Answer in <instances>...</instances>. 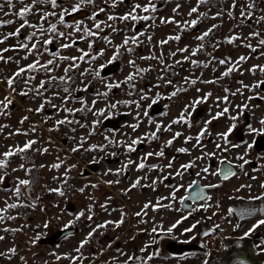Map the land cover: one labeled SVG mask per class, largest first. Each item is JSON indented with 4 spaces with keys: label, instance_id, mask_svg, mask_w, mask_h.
Segmentation results:
<instances>
[{
    "label": "rangeland",
    "instance_id": "obj_1",
    "mask_svg": "<svg viewBox=\"0 0 264 264\" xmlns=\"http://www.w3.org/2000/svg\"><path fill=\"white\" fill-rule=\"evenodd\" d=\"M235 2V8H232L233 0H211L200 5L198 13L203 12L206 17L200 18L194 28L187 27L184 22L197 18L198 13L188 15L190 9L197 6V0H154L157 11L144 13L137 10V15L149 16L148 20L137 21H121L119 17L128 13L134 4L144 5L147 0H123L122 3L120 0H93V3L58 0L60 7L56 8L50 2L40 0L35 4L33 0H13L12 9L5 3L0 9V21L11 20L13 23L0 24V40L20 27L23 20L18 13L26 6L32 5V10L24 19L35 27L25 26L18 36H9L0 44V56L4 57L0 60V101L5 97L12 100L7 109L0 107V154L9 150L16 152L28 140L37 143L27 151L9 157L7 166L0 169V176L4 177L0 181V215L5 217L0 221V236L4 237L0 240V264H83L84 257H92L89 264H189L200 259L205 263L211 249L223 251L230 246V239H234L232 243L250 241L256 250L264 253V225L248 236L244 235L258 220L264 219V188H261L264 184V150L254 148L255 140L264 136V124L261 123L264 120V85L255 87L264 81V73L249 71L254 65L264 66V55L261 54L264 46L258 44L264 39V21L258 22L264 16V0ZM73 4H80L88 15L67 22L65 17L73 14L70 12ZM177 4L180 8L174 13ZM249 4H255L251 9L252 16L241 17V10L247 12ZM64 8L69 9L70 14L65 15L64 23H60V12ZM101 8L104 11H99ZM230 10L232 17L227 15ZM218 11L222 15L212 19ZM45 12L55 15L41 19ZM93 12L97 13L95 19L91 18ZM109 15L117 19L109 21ZM161 18H171L176 23H161ZM97 22L100 23L99 30L95 26ZM53 24L56 33L47 31ZM213 24L218 27L203 42L195 39ZM86 29L94 35H88ZM34 32L35 37L29 40ZM253 32H259L260 36L250 37ZM177 35L180 36L178 41L173 39L160 44L161 40ZM132 36L137 37L136 43L131 42ZM232 36L240 39L228 43L227 38ZM126 38L129 44L122 46ZM45 39H51L52 43L44 45ZM32 43L38 44L32 54L19 47ZM201 43L203 50L192 56L191 50ZM248 44L257 51L252 52L245 46ZM186 47L189 51H178ZM102 50L103 55H99ZM173 52H176L175 56L171 55ZM114 55L116 59L112 60ZM81 56H84L83 60L61 59ZM240 56L248 59L235 65ZM221 59L230 62L221 65L218 63ZM37 60L40 65L52 60L53 65L48 66L51 71L39 65L36 70H27V65ZM192 60L199 63L194 65ZM129 61H134V65ZM176 61L181 62L177 64ZM70 66L71 70L65 73L64 69ZM233 66L236 70L222 77L227 67ZM20 68L25 71L14 77ZM129 75L133 76L131 81L127 80ZM61 76L72 79L65 84L59 79ZM11 77H14V83L10 88L7 80ZM192 80L196 83L192 84ZM41 81L46 82L45 87L37 94ZM110 84L113 87L109 88ZM65 87L69 88L67 93ZM177 89L182 91L177 92ZM173 92L177 94L173 96ZM208 93L211 95L207 100L194 103ZM225 96L227 101L222 99ZM249 97L254 98L250 100ZM153 104L160 105V111L152 113ZM244 104L248 107H240ZM41 105L43 109L36 111ZM225 107L229 111L213 120L212 117ZM182 112L185 113L184 120H180ZM117 117H120L117 130L102 125L104 119ZM57 120L73 123L57 125ZM174 120L179 122L172 123ZM209 120L211 123L205 126V121ZM131 125H137L135 130ZM205 127L206 133L197 144L195 137ZM230 127L232 132L226 143L221 134ZM166 128L170 130L165 131ZM153 132L155 139L150 138ZM177 132L181 135L173 140ZM189 137L191 139H187ZM138 138L141 142L133 145L136 150L128 152L126 145ZM168 140L173 142L165 146ZM217 144L221 147L217 148ZM93 145L98 147L93 149ZM73 148L77 151H72ZM179 148L188 151L182 153L177 151ZM161 150L163 156H149L143 160L146 167L137 169L136 165L147 153ZM3 158L0 155V159ZM128 160L133 163L124 168ZM222 160L232 163L241 172L218 189L208 191L206 199L194 204L193 210L184 213L177 210L176 201L193 176L205 184L217 182L216 168ZM169 161L171 168L167 167ZM55 163L61 166L52 168ZM184 164L193 166L185 170L181 168ZM242 164L243 168L240 167ZM151 165L157 167L151 169ZM205 168L208 171H203ZM118 169L123 170L117 174ZM25 170H28L27 174ZM177 171L183 175L176 176ZM19 179H27L30 183L19 186L17 197L14 190ZM138 179L139 185L133 188L132 184ZM153 180L157 183L152 184ZM81 188H84L83 192L79 191ZM51 189L63 191L65 195L60 196ZM257 196L262 198L253 199ZM163 197L171 199L170 205L162 204ZM69 201L75 205L73 212L66 209ZM8 204H17V207L7 208ZM145 204L149 207L145 208ZM81 212L83 216L79 215ZM89 215L92 220L88 219ZM142 215H146L145 218L139 217ZM179 215L183 217L179 219ZM121 219L123 222L117 226L115 222ZM178 219L181 222L170 233L176 240L197 239L207 253L173 257L161 254L158 248L154 255L150 253L152 240L158 233H169L167 229ZM105 221L113 223L98 229L79 252L75 251L88 232ZM193 224L196 227L186 232L185 229ZM68 225H77L78 232L56 245H36L40 237ZM230 226L232 230L228 231Z\"/></svg>",
    "mask_w": 264,
    "mask_h": 264
},
{
    "label": "snow or ice",
    "instance_id": "obj_2",
    "mask_svg": "<svg viewBox=\"0 0 264 264\" xmlns=\"http://www.w3.org/2000/svg\"><path fill=\"white\" fill-rule=\"evenodd\" d=\"M36 2H37V0H33V3H34V4H35ZM40 2H50L51 5L53 6V8L60 7V5L58 4V0H40ZM120 2L122 3L123 0H120ZM210 2H211V0H197V6H196V7H192V8L190 9V11L188 12V15H189V16H192L194 13H198V8H199L200 5H202V4H207V3H210ZM5 3L7 4V6H8L9 9H12V8L14 7V5H13V0H4V3H0V9H3V8H4ZM81 3H93V0H81ZM112 6L115 7V4H113ZM235 7H237V5H236L235 0H233L232 8H235ZM179 8H180V4H177V5H176V8L173 9V12L176 13L177 10H178ZM253 8H255V4H249V5H247V9H249V10H248L247 12H245V10H241V12H240L241 17H249V18H250V17L252 16V11H251V9H253ZM31 10H32V5H29V6H26V7L22 8V9H20L18 15H19L20 19L23 20V23H22V24L20 25V27L17 28L14 32H10V33H8L7 36L4 37V40L8 39L9 36H18V35L20 34V32H21V29L24 28L25 26L35 27L34 25H29V22H28L26 19H24V17H25V16H26ZM80 10H81V8H80V4H73V5H71V9H70V12H71V13H76V12H78V11H80ZM137 10H140V11H142V12H144V13L156 12V11H157V7H156V4L154 3V0H147V3L144 4V5H141V4L137 3V4H134V5L132 6V9H131L128 13H126V14L120 16L119 19H120L121 21H128V20L137 21V20H148V19H149V16H148V15H143V16H141V15H137V14H136V13H137ZM99 11L102 12V11H104V9L101 8V9H99ZM66 14H70V13H69V9L64 8V9L60 12V16H59L60 23H64V17H65ZM5 15H7V13H5ZM48 15H55V13H54V12H53V13H47V12H45V13L41 16V19H45ZM96 15H97V13H96V12H93L91 18H92V19H95ZM221 15H222V13L218 11V12L216 13V15L212 17V19H216V18L220 17ZM227 15H228L229 17H232V16H233V12L230 10V11H228ZM205 17H206V14H205V13H203V12H199L198 15H197V18H196V19H192V20H190V21H185L184 24L187 25V27H189V28H194V27H196L197 24L199 23L200 18H205ZM115 19H117V17L112 16V15H109V16H108V20H109V21H112V20H115ZM260 21H264V16H262V17L259 18L258 22H260ZM11 23H13V21H11V20L0 21V24H11ZM161 23H176V21L173 20V19H171V18H161ZM95 26H96V28H97L98 30L100 29V23H99V22H97V24H96ZM217 27H218V25L213 24L209 29H207V30H206L205 32H203L201 35L196 36L195 39L198 40V41L203 42V41L205 40V38L208 37V36L212 33V31H213L214 29H216ZM115 30H116V29H113V31H115ZM47 31H48V32H52V33H56V25H55V24L51 25V26L48 28ZM85 31L88 32V35H94V33L88 31L87 29H86ZM35 35H36V33L34 32V33L32 34V36L28 37V39H29V40L33 39V38L35 37ZM59 35L63 36L64 34H63V33H59ZM140 35H143V33H140ZM257 36H260V33H259V32H253V33H250V37H257ZM104 39H105L108 43H111V41L108 40L107 37H104ZM149 39H151V37H149ZM173 39L178 41V40L180 39V36L177 35V36H174V37H169L167 40H161V41H160V44H161V45L166 44V43H168V40H173ZM238 39H240V37H238V36H232V37L227 38V42H228V43H232L233 41L238 40ZM4 40H0V44H2V43L4 42ZM131 42H132V43H136V42H137V37H136V36H132V37H131ZM51 43H52V40H51V39H45V40H43V44H44V45H48V44H51ZM128 44H129V39L126 38V39L124 40L122 46H126V45H128ZM258 44L264 46V39H260V40L258 41ZM69 46H70V45H62V47H69ZM216 46H218V45H216ZM245 46H246V47H249V48L251 49L252 52H256V51H257V49H256L255 47H253L252 45H250V44L245 45ZM19 47L22 48V49H25L29 54H32L35 50L38 49V44H37V43H32L31 46H29L28 44H20ZM91 47H92V45L89 44V48H91ZM203 48H204V44H203V43L199 44L197 48L191 50V55H192V56H196V55L198 54V52H200V51L203 50ZM3 51L6 52V51H8V49H3ZM117 51H118V50H117ZM128 51L131 52L132 49L129 48ZM178 51H179V52H187V51H189V49L186 47V48H184V49H178ZM261 54L264 55V53H261ZM53 55H55V54H53ZM84 55H87V53H85ZM99 55H103V50L101 51V53H99ZM171 55H172V56H175V55H176V52L171 53ZM92 58L95 59L96 57L93 56ZM149 58H155V57H141V59H149ZM3 59H4V57H3V56H0V60H3ZM9 59H10V58H9ZM61 59H65V60H67V59H72L73 61H75L76 59H81V60H83V59H84V56H81V57H79V58H76V57H72V58H69V57H61ZM115 59H116V56L114 55V56L112 57V60H115ZM185 59H187V57H185ZM214 59H215V58H214ZM247 59H248V57L240 56V57L238 58V60L235 62V65H239L241 62H244V61H246ZM109 62H111V61H109ZM180 62H181V61H176L177 64H179ZM229 62H230L229 59H221V60L218 61V63L221 64V65H226V64H228ZM129 63L134 65L135 62H134V61H129ZM191 63L194 64V65H197L199 62L196 61V60H192ZM38 65H39V67H42V68L47 69L48 71H51V69L48 68V66H49V65H53V61H52V60H48V61L46 62V64L40 65L39 60H37L36 62L27 65V70H36ZM203 66H204V67H208V64H204ZM70 70H71V66H70L69 68H65V69H64L65 73H68ZM235 70H236V67H234V66H233V67H227L226 71H224V72L222 73V77H227L230 73H232V72L235 71ZM257 70H259L260 72L264 73V66H256V65H254L253 68L249 69V71H251V72H253V73H255ZM24 71H25L24 68H20V69L14 74V77L19 76V75H20L22 72H24ZM97 75H99V73H97ZM14 77L8 78V80H7V83H8V85H9L10 88H11V86H12L13 83H14ZM52 79L55 80V79H57V77H52ZM59 79H60L61 81H63L65 84H67L68 81L72 79V77L69 76V77H67V79H66L65 76H61V77H59ZM132 79H133V76H132V75H129V76L127 77V80H128V81H131ZM214 82H215V81H207L206 83H214ZM26 83H27V81H26ZM45 83H46L45 81H41V82H40V85H39V87H38V89H37V94H40V93H39V89L44 88V87H45ZM169 83H171V81H169ZM191 83H192V84H195V83H196V80H192ZM241 83H242V82H241ZM261 85H264V81H260V82H258V83L255 85V87H256V88H260ZM117 86H118V85H117ZM108 87L111 88V87H113V85L110 84V85H108ZM244 87H248V86L245 85ZM12 90L15 91V89H12ZM68 91H69V88H68V87H65V88H64V92L67 93ZM178 91H182V89H177V92H178ZM197 91H199V89H197ZM225 91H228V89H225ZM177 92H173L172 95L175 96V95L177 94ZM237 92H240V89H237ZM20 94H21V95H27V93H20ZM235 94H236V93H233V95H235ZM105 95H107V93H105ZM210 95H211V93H208V94H206L204 97H202L201 100L195 101L194 103H200V102H202V101H204V100H207L208 96H210ZM142 98H143V97H142ZM253 98H254V97H249L250 100L253 99ZM218 99H219V98H218ZM222 99L225 100V101H227L228 97L225 96V97H223ZM11 103H12V100H11L10 98H8V97H5V98H4V101H0V107H2L3 109H7ZM153 103H155V100L153 101ZM53 107H56V105H53ZM112 107H115V105H112ZM240 107H242V108H247L248 105H247V104H244V105H242V106H240ZM42 109H43V105H41L40 108L36 109V111H41ZM186 109H187V106H186ZM69 111H70V110H69ZM228 111H229V109H228L227 107H225L222 111L217 112V113L212 117V119L215 120V119H217V118L223 116V115H224L225 113H227ZM26 119H27V117H24V120H26ZM184 119H185V113L182 112V113H181V116H180V120H184ZM232 119L234 120V119H236V117H232ZM178 122H179V121L174 120L172 123H178ZM21 123H23V120H21ZM56 123H57V125H60V124H64V123H73V121L57 120ZM209 123H211V120H209V121H205V126H206L207 124H209ZM261 123L264 124V120H261ZM3 127H6V126H3ZM131 127L133 128V130H135V128L137 127V125H131ZM249 127L251 128V126H249ZM33 130H34V129H33ZM51 130H52V129H50V131H51ZM157 130H158V131L160 130V126H159V125H157ZM164 130H165V131H168V130H170V128H166V129H164ZM206 130H207V129H206V127H205V129H202V131L200 132V134L197 135V136L195 137V139H196V143H197V144L200 143V139H201V137L206 133ZM251 130H252V131H256L255 129H251ZM19 131H20V130H17V133H19ZM231 132H232V127H230V128L228 129L227 132L221 134V135L223 136V138L225 139V142H226V143H227V137H228L229 133H231ZM25 134H26V133H25ZM180 135H181V133L177 132V133L173 136V140H174L177 136H180ZM150 138L155 139V138H156V133H155V132L151 133V137H150ZM187 139H191V137H189V138H187ZM173 140H168V141L166 142V145H165V146H170V145L172 144ZM140 142H141V140H140L139 138H138V139H134V140H132V141L130 142V144H127V145H126V150H127L128 152H133V151H135L136 149L133 147V145H136V144H138V143H140ZM185 142H187V140H186ZM35 143H37V141H35V140H28V141H27L22 147L17 148V149H16V152H13L12 150H9V151H7V152H4V153L0 154V155H2V156L4 157L3 159H0V169H4V168L7 166V162H8V158H9V157L15 155L16 153H22V152H25V151L29 150V149H30ZM96 147H98V146H96V145H93V146H92L93 149L96 148ZM216 147H217V148H220L221 146H220L219 144H217ZM233 147H238V145H233ZM249 147H251V145H249ZM101 150H103V148H101ZM43 151L46 152L47 149H44ZM72 151H74V152L77 151V148H73ZM177 151L183 153V152H187L188 150H187L186 148H179ZM113 155H115V153H113ZM152 155L163 156V155H164V152H163V150H161V151L156 152V153H152V152L147 153V154L142 158L141 163H139V164L136 165L137 169H138V170H140V169H144V168L146 167V165H145V163L143 162V160H146L147 157L152 156ZM208 155H211V154H208ZM239 159H243V157H239ZM94 162H95V161H94ZM132 163H133V161L128 160L127 164L124 165V168H127V166H128L129 164H132ZM244 163H247V161L245 160ZM60 166H61L60 163H55V164H52V165H51L52 168H59ZM192 166H193L192 164H184V165H181V168L187 170L188 168H190V167H192ZM42 167H43V165H42ZM156 167H157V165H151V169H155ZM167 167H168V168H171V167H172V162H171V161H169ZM240 167L243 168V164L240 165ZM20 168L23 169V168H24V165L21 164V165H20ZM122 170H123V169H118V170H117V174H119V172L122 171ZM13 171H16V169H13ZM25 171H26V174H27V171H28V170H25ZM203 171L206 172V171H208V169L205 168V169H203ZM175 174H176V176H182V175H183V173L180 172V171H177ZM234 174H235V173H232L231 171H225V172L223 173V178H224V179H228L230 175H234ZM145 179H147V177H145ZM165 179H167V177H165ZM3 180H4V177H3V176H0V181H3ZM29 183H30V181L27 180V179H19V180H18V186H17V187L15 188V190H14V195H16V196L18 197V196H19V193H20V187H19V186H21V185H28ZM108 183L111 184L112 181H108ZM139 183H140V180L138 179L137 181H135V182L132 184V187H133V188L136 187L137 185H139ZM156 183H157V181H155V180L152 181V184H156ZM192 183L194 184V183H196V182L193 181ZM191 186H192V185H189V187H191ZM85 187H87V186H85ZM92 187L95 188L96 185H92ZM209 187H217V185H209ZM261 188H264V184H261ZM50 191L58 192V194H59L60 196H64V195H65V193H64L63 191H59L58 189H51ZM79 191H80V192H83V191H84V188L79 189ZM201 191H202V190H201ZM197 197H199V198H203V197H200V194H199V193H197ZM261 198H262V197L257 196V197H254L253 199H261ZM16 207H17V204H8V205H7V208H16ZM144 207H145V208H148L149 205H148V204H145ZM101 208H106V205H101ZM89 211H91V206H89ZM248 214L250 215L251 213H248ZM79 215H80V216H83L84 213L81 212ZM137 215H139V213H137ZM77 218H79V217H77ZM4 219H5V217H3L2 215H0V221H3ZM8 219H13V217H8ZM88 219H89V220H92V216L89 215V216H88ZM183 219H187V217H184ZM122 222H123V220L121 219V221H117V222H115V223H116L117 226H119V224L122 223ZM180 222H181V221H177L176 224H173L170 228L167 229V231L170 233V232L172 231V229L175 228V227L177 226V224H179ZM111 223H113V221H105L103 224H98V225H96L95 228H92V230H91L90 232H88V234H87V236L84 238V240H82V241L80 242V247H78L77 249H75V251L79 252V251H80V248H83V247L89 242V239L93 237V235L97 232L98 229L105 228L108 224H111ZM260 225H264V219L258 220L257 223L254 224V225L252 226V228L249 229L248 232H246L244 235H245V236H248L251 232H253V231H254L257 227H259ZM45 226H47V225H45ZM66 227H67V226H66ZM195 227H196V224H193V225L191 226V228L185 229V231H186V232H190V231H192V229H194ZM237 227H239V225H237ZM5 230L7 231L8 229H5ZM153 231H155V229H153ZM204 235H208V233H204ZM3 239H4V237L0 236V240H3ZM142 250H143V249H142ZM10 251L14 252L15 249H10ZM59 258H60V257L57 256V259H59ZM129 259H132V257H129ZM241 264H243L242 261H241Z\"/></svg>",
    "mask_w": 264,
    "mask_h": 264
},
{
    "label": "water",
    "instance_id": "obj_3",
    "mask_svg": "<svg viewBox=\"0 0 264 264\" xmlns=\"http://www.w3.org/2000/svg\"><path fill=\"white\" fill-rule=\"evenodd\" d=\"M74 16H77V15L70 16L69 20L72 19ZM158 111H160V107L158 105H154L152 108V113H157ZM119 120H120V117L116 119L107 118L103 120L102 125L105 127H111L113 129H118ZM254 148L256 151L264 150V136H260L255 140ZM225 171H231L232 173H236L238 171V168L232 163L226 160H223L219 164V172H220V176L222 179H224L223 173ZM83 174H85V172ZM194 193H199L200 197H203V198H199L197 197V195L196 196L193 195ZM205 197H206V186L200 185L199 181L197 180L196 183H194L191 187H189L187 194L185 198L183 199V201H185L186 199H190L191 201L195 202V201H200L204 199ZM183 208H186L184 204H183ZM66 209L69 212H73L75 210L74 203L69 201L66 204ZM78 230H79V227L77 225H73V226L68 225L67 227L65 226L63 228L56 229L53 233L40 237L36 245L37 246H42V245L52 246V245L59 244L62 241V239L76 234ZM182 248L183 249L181 253H185V252L198 249V247H195L194 245L191 246V243L183 244ZM244 248L247 249L248 252L246 254H243L242 256L239 255V258H238L239 260L247 264H264V254L258 253L255 250H253L252 246L249 243H246ZM201 249L204 250L202 247ZM90 262H91V257H84L82 259L83 264H89Z\"/></svg>",
    "mask_w": 264,
    "mask_h": 264
},
{
    "label": "flooded vegetation",
    "instance_id": "obj_4",
    "mask_svg": "<svg viewBox=\"0 0 264 264\" xmlns=\"http://www.w3.org/2000/svg\"><path fill=\"white\" fill-rule=\"evenodd\" d=\"M73 15H77V16H74L72 19L69 20V17L73 16ZM87 15H88V11L86 9H81L80 11H78L76 13L68 15L67 17H65V19H66L67 22H74L76 19H78L80 17H86ZM155 105H158V104H155ZM158 106L160 107V105H158ZM160 109H161V107H160ZM151 112H152V109H151ZM106 128L113 129L111 127H106ZM113 130H117V129H113ZM260 151H262V150H260ZM220 162L218 163L217 168H216L217 170H216L215 180L217 182H214V183H211V184H205V183H202L200 181V179L197 178V176H193L192 181L185 187L184 192L180 195V197L176 201V205L178 206V208L176 207L177 210H179V211H181L183 213L184 212H188L190 210H193L194 209V204H196L198 202H201L202 200L206 199V197L208 195V191L213 190V189H218L223 183H225L226 181H228L229 179L234 177L236 174H239L241 172L240 169L237 167L238 171L234 175L230 176L228 179H222L221 176H220V172H219V164H220ZM147 164H149V163H147ZM84 172H85V170H84ZM197 180L199 181L200 185L206 186V197L204 199L200 200V201H195V202L191 201L190 199H186L185 201H183V199L185 198V196L187 194V191L189 189V185H193L192 182L193 181L196 182ZM209 185H217V187H209ZM193 195L196 196L197 193H194ZM160 201L162 202V204H164V205L166 204L168 206V205H170L169 203H170L171 199H169V197H163ZM183 204L186 206V208H183ZM145 216L146 215H142V216H139V217L140 218H145ZM184 216H185V214H184ZM182 217H183V215H179V219L182 218ZM192 217H193V214L191 215V218ZM179 219H178V221H179ZM229 230H232V226H230L228 228V231ZM222 237H223V234L221 235V238ZM186 243H191V246L194 245L195 247H198V249H195V250H192V251H189V252H185V253H181V251L183 249L182 246H183V244H186ZM201 247L204 249V246L202 245V243H200L197 239L191 240V241L176 240L175 235H173L172 233L161 232V233H158L156 238H154L152 240V246L150 247V253L152 255H154V253H155L157 248L159 249L161 254H167V255L173 256V257H179V256H182V255H186V254L194 253V252L206 253L205 249L202 250ZM220 247H222V246H220ZM216 249H217V247H216ZM92 260L93 259L91 257V261Z\"/></svg>",
    "mask_w": 264,
    "mask_h": 264
},
{
    "label": "crops",
    "instance_id": "obj_5",
    "mask_svg": "<svg viewBox=\"0 0 264 264\" xmlns=\"http://www.w3.org/2000/svg\"><path fill=\"white\" fill-rule=\"evenodd\" d=\"M229 241L231 242L229 243L230 246L228 245V247H225L221 252L212 251L211 249L210 251L212 253L209 254L210 257L208 258V261H206L205 263H202L201 262L202 260L200 259V261H194L189 264H241V260H239L238 258L239 255L242 256L243 254H246L248 252V250L244 248L246 243H249L252 246L253 250H255L256 252L264 254L263 252L256 250V248L253 246V244L250 241H245V242L237 241V243H232L234 239H230ZM243 264H247V263L243 262Z\"/></svg>",
    "mask_w": 264,
    "mask_h": 264
},
{
    "label": "built area",
    "instance_id": "obj_6",
    "mask_svg": "<svg viewBox=\"0 0 264 264\" xmlns=\"http://www.w3.org/2000/svg\"><path fill=\"white\" fill-rule=\"evenodd\" d=\"M219 238H221V235H219ZM217 242H218V240H217Z\"/></svg>",
    "mask_w": 264,
    "mask_h": 264
},
{
    "label": "bare ground",
    "instance_id": "obj_7",
    "mask_svg": "<svg viewBox=\"0 0 264 264\" xmlns=\"http://www.w3.org/2000/svg\"><path fill=\"white\" fill-rule=\"evenodd\" d=\"M242 252V251H241ZM239 253H240V251H239ZM225 262V261H224Z\"/></svg>",
    "mask_w": 264,
    "mask_h": 264
}]
</instances>
